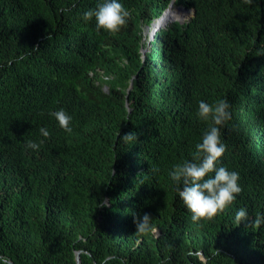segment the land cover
Masks as SVG:
<instances>
[{
    "label": "trees",
    "instance_id": "trees-1",
    "mask_svg": "<svg viewBox=\"0 0 264 264\" xmlns=\"http://www.w3.org/2000/svg\"><path fill=\"white\" fill-rule=\"evenodd\" d=\"M102 2L0 0V264H264V226L235 223L264 213V0H120L130 17L111 35L82 19ZM171 3L193 16L147 39ZM219 99L242 191L193 223L169 173L208 128L198 102ZM145 214L152 231H136Z\"/></svg>",
    "mask_w": 264,
    "mask_h": 264
},
{
    "label": "clouds",
    "instance_id": "clouds-1",
    "mask_svg": "<svg viewBox=\"0 0 264 264\" xmlns=\"http://www.w3.org/2000/svg\"><path fill=\"white\" fill-rule=\"evenodd\" d=\"M243 3L251 5L253 0H243ZM172 5L174 4L171 3L160 16L154 18L152 23L162 20L164 13ZM183 10L186 12L185 15L190 13V10ZM129 17V10L122 5L120 0H103L97 7L89 9L82 14V19L85 22L95 20L97 32L103 31L110 35L118 33L127 24ZM187 21L189 19L186 21H173L169 24L178 22L182 25ZM157 31L154 33L156 34ZM151 38L150 40L153 39ZM25 58L23 56L18 57L16 62ZM11 62L9 61V63ZM48 115L56 121L60 129L65 132L72 131L71 122L73 117L66 110H53ZM196 115L202 121H210L208 128L204 131L201 142L196 144V152L193 158L176 164L169 175L179 199L191 214V221L200 223L205 219H212L218 213L223 212L237 199L242 187L239 183L240 174L222 166L220 159L226 151V144L222 139L221 129L232 119L230 102L227 99H219L214 103L200 100ZM39 133L43 138L50 136V131L46 126L40 127ZM118 139L125 145H134V142L138 141V134L135 131L125 133L122 136L118 134ZM41 143H43V140H40V142L27 140L25 142V150H39ZM100 206L106 207L107 205L101 204ZM150 221L151 218L147 214L137 219L136 231H152ZM245 221L259 229L264 226V213L250 219L248 210L240 208L235 214L236 226ZM103 264H108V260L105 259Z\"/></svg>",
    "mask_w": 264,
    "mask_h": 264
},
{
    "label": "bare ground",
    "instance_id": "bare-ground-1",
    "mask_svg": "<svg viewBox=\"0 0 264 264\" xmlns=\"http://www.w3.org/2000/svg\"><path fill=\"white\" fill-rule=\"evenodd\" d=\"M175 6L172 5L170 8H168V10L164 13L163 19L160 21H157L155 23H153L151 26H145L146 27V34L150 35L154 29L161 28L168 20H172L173 21H178L176 20V18H179L180 16H182L183 11L181 8H174ZM178 10L182 11V14L179 15L180 12H178ZM171 22H167V24H169ZM144 51V50H143ZM132 86V84H131Z\"/></svg>",
    "mask_w": 264,
    "mask_h": 264
},
{
    "label": "rangeland",
    "instance_id": "rangeland-1",
    "mask_svg": "<svg viewBox=\"0 0 264 264\" xmlns=\"http://www.w3.org/2000/svg\"><path fill=\"white\" fill-rule=\"evenodd\" d=\"M174 8H177V7H174ZM178 12H180L179 15L182 14V11H181V10H178ZM189 12H190V13H188V14L185 15L186 12L183 11L182 16H180L179 18H176V20H178V21H183V20L186 21V20H188V19H189L191 16H193V14H194V12H192V11H189ZM167 22H172V20H168ZM167 22H166L162 27L166 26V25H167ZM153 23H154V22H153ZM153 23L151 22V24H150L149 26H151ZM147 27H148V26H147ZM162 27H161V28H162ZM161 28H160V29H161ZM157 30H159V28H158ZM157 30H156V31H157ZM152 34L154 35L155 33L153 32ZM144 35H145V28H144ZM153 35L150 34V36H149V35H146L145 37H146L147 39L150 40L151 37L153 38ZM152 38H151V39H152Z\"/></svg>",
    "mask_w": 264,
    "mask_h": 264
},
{
    "label": "water",
    "instance_id": "water-1",
    "mask_svg": "<svg viewBox=\"0 0 264 264\" xmlns=\"http://www.w3.org/2000/svg\"><path fill=\"white\" fill-rule=\"evenodd\" d=\"M142 53L144 54V51H142ZM76 260H77V264H79L80 263L79 253H77Z\"/></svg>",
    "mask_w": 264,
    "mask_h": 264
}]
</instances>
